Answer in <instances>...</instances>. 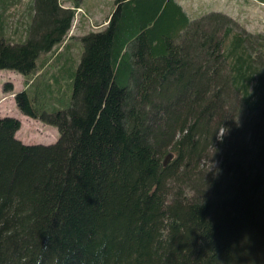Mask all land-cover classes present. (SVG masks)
Listing matches in <instances>:
<instances>
[{
    "label": "trees",
    "instance_id": "obj_1",
    "mask_svg": "<svg viewBox=\"0 0 264 264\" xmlns=\"http://www.w3.org/2000/svg\"><path fill=\"white\" fill-rule=\"evenodd\" d=\"M19 1L0 0V70L58 136L24 143L0 116V264H264V34L177 0H113L72 57L78 0ZM39 77L64 108L32 103Z\"/></svg>",
    "mask_w": 264,
    "mask_h": 264
},
{
    "label": "rangeland",
    "instance_id": "obj_2",
    "mask_svg": "<svg viewBox=\"0 0 264 264\" xmlns=\"http://www.w3.org/2000/svg\"><path fill=\"white\" fill-rule=\"evenodd\" d=\"M29 0H20L18 3L13 4L10 8L11 12H15L18 8V13L25 12L27 9V4ZM64 5L71 4L73 0H61ZM185 12L192 18L199 15L217 12L226 15L233 23V31L243 29L246 33L252 36H256L261 33L264 34V2L261 0H177ZM80 5L79 13L76 14L74 21H72L71 27L68 31L67 37L64 41L70 45H75L69 55L75 56V51L77 48L76 36L78 34L84 33L89 29L96 28V21L100 19L101 15L109 12L113 7V0H78ZM16 16L17 14H13ZM24 19V18H23ZM24 22H21V27L23 28ZM22 28H19V30ZM20 32V31H19ZM6 35L10 40L15 41L16 35L13 34V27L6 31ZM74 37V38H72ZM81 47V43L79 42ZM67 54V51H65ZM63 56V54H62ZM63 59V58H62ZM42 78H38L34 84L31 86L32 90L37 88L38 94L32 99L34 105H39L46 111L62 109L68 104L64 98L55 99L51 95H47L46 91L42 88ZM9 83L11 89L4 90L3 85ZM67 83V81H66ZM26 86V79L19 73L2 69L0 70V116H13L22 117V115H27L21 113L14 101V93L21 90ZM42 90V91H41ZM55 104V105H54ZM16 117V118H18ZM31 118V117H30ZM29 118V119H30ZM20 120V118H18ZM33 119V118H32ZM21 124V122H20ZM20 129L15 133L16 137L24 143L28 144H49L55 142L57 139V130L55 127L45 124L37 119L29 120V122L23 123L19 127ZM221 131H218V135ZM217 154L214 147L207 150V155L204 160L201 161L206 169L210 170L215 167L217 162ZM165 155V154H164ZM162 156V158L164 157Z\"/></svg>",
    "mask_w": 264,
    "mask_h": 264
},
{
    "label": "crops",
    "instance_id": "obj_3",
    "mask_svg": "<svg viewBox=\"0 0 264 264\" xmlns=\"http://www.w3.org/2000/svg\"><path fill=\"white\" fill-rule=\"evenodd\" d=\"M60 2L61 3H64V2H62L61 0H60ZM112 9V8H111ZM111 9L109 10V12H107L105 15H104V17L101 15V17H100V19H98V20H95L97 23H96V28L95 29H98V28H100V27H102L104 24H105V21H106V16H107V14H109L110 13V11H111ZM82 34V33H81ZM81 34H78V35H81ZM77 35V36H78ZM16 117H18V116H16ZM18 118H20V122H21V124H20V126L21 125H23V123H24V121L26 122H29V120H34V118L32 119V118H30L29 116H28V118L26 117V116H24V115H22V117H18ZM30 118V119H29ZM20 129V128H19ZM18 129V130H19ZM17 130V131H18ZM16 131V132H17Z\"/></svg>",
    "mask_w": 264,
    "mask_h": 264
},
{
    "label": "built area",
    "instance_id": "obj_4",
    "mask_svg": "<svg viewBox=\"0 0 264 264\" xmlns=\"http://www.w3.org/2000/svg\"><path fill=\"white\" fill-rule=\"evenodd\" d=\"M77 13H79V8H76V10H75V15H74L73 21H74L75 16H76ZM76 17H77V16H76Z\"/></svg>",
    "mask_w": 264,
    "mask_h": 264
},
{
    "label": "water",
    "instance_id": "obj_5",
    "mask_svg": "<svg viewBox=\"0 0 264 264\" xmlns=\"http://www.w3.org/2000/svg\"><path fill=\"white\" fill-rule=\"evenodd\" d=\"M168 159H169V155L166 156L164 163H166Z\"/></svg>",
    "mask_w": 264,
    "mask_h": 264
}]
</instances>
